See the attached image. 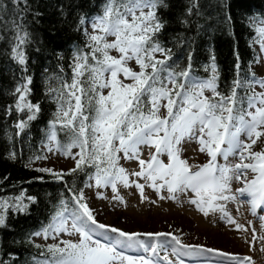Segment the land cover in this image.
I'll use <instances>...</instances> for the list:
<instances>
[{"label": "snow or ice", "instance_id": "snow-or-ice-1", "mask_svg": "<svg viewBox=\"0 0 264 264\" xmlns=\"http://www.w3.org/2000/svg\"><path fill=\"white\" fill-rule=\"evenodd\" d=\"M67 7L75 11L80 6ZM169 8L167 0H108L102 14L91 18L92 33L84 29L87 40L83 47L78 45L72 50L71 82L56 77L59 88H48V95L55 92L56 111L48 121L45 148L49 152L55 148L61 155L71 157L75 166L67 173L50 167L36 169L49 173L56 180L64 181L65 175L73 179L71 184L65 181L69 195L59 200L50 222L27 239L31 241L33 236L43 235L47 240L51 235L56 241L61 234L77 238L36 244L35 247L46 248L49 254V258L38 264H185L184 256L217 251L201 244L183 243L170 232H129L99 222L86 202L83 188L76 186L75 174L82 171L83 166L95 169L89 179L95 181L97 189L110 186L112 199L119 203L125 201L118 185L135 188L141 201L147 199L144 191L147 185L157 195L162 189L166 190L171 200H176L178 193L190 192L188 203L195 205L198 211L205 216L210 211H218L222 219L235 224L237 229L243 226L229 214L228 203L246 198L253 214L258 208L264 211V147L254 150L264 139V77L257 78L251 67L241 76L237 52L235 76L226 86V92H221L214 55L204 67V71L210 73L207 78L192 74L191 52L185 67L169 63L172 50L160 40L169 23L161 9ZM10 11L12 40L15 41L11 47L12 59L24 66L23 71L27 73L23 46L33 42L43 45L42 41L33 40L34 32L30 29L41 24L44 12L30 0H8V3L0 0V14ZM220 11L223 22L233 25L232 0H220ZM70 14L66 6L59 3L55 6L59 19L49 24V55L58 62L63 55L59 52L60 45L55 43L57 23L67 20ZM189 14H193L191 0L181 14V25H190L191 21L184 18ZM194 14L199 15L198 6ZM76 17V30L79 31L86 16L77 12ZM244 20L254 29L255 43L264 53V9L245 11L242 22ZM41 50L42 47L36 48L37 52ZM111 50L118 55H111ZM131 61L137 68L129 65ZM21 80L11 95L15 111L23 113L16 128L23 130L37 118L41 105L40 101L34 103L29 98L32 77L24 75ZM256 85L261 89L259 92L255 90ZM238 89L243 90L242 95L238 94ZM11 111L12 105H9L6 114ZM58 131L64 132L63 141L58 138ZM16 134L19 135V131ZM184 142L195 143L194 151L205 153L206 162L189 164L182 159ZM144 147L149 149L147 159L142 158ZM73 149L79 151L73 152ZM161 155L167 156V163ZM9 156L15 159L16 154L9 153ZM218 158H223L224 163H219ZM230 158L236 162H231ZM35 159L46 160L47 156L38 155ZM121 161L134 162L138 170L126 169ZM249 171L252 179L247 178ZM233 182L242 186L233 189ZM85 185L92 187L88 181ZM96 195L103 197L99 191ZM36 199L31 195L25 197L23 190L14 197H0V227H9L6 219L9 211L24 213L28 209L25 200L34 203ZM160 199L165 196L160 195ZM260 219L264 221V216ZM141 236L150 239L143 240ZM167 237H171V241ZM129 249L143 250L145 255H126ZM219 254L234 260L235 264H251L248 257L241 259L229 253ZM0 264H8V261L0 259ZM216 264L225 262L221 260Z\"/></svg>", "mask_w": 264, "mask_h": 264}, {"label": "trees", "instance_id": "trees-1", "mask_svg": "<svg viewBox=\"0 0 264 264\" xmlns=\"http://www.w3.org/2000/svg\"><path fill=\"white\" fill-rule=\"evenodd\" d=\"M4 2L8 3V0ZM30 2L34 5L38 4L44 12L41 24L30 29L34 32L33 40H40L43 45L33 42L23 46L27 56V73L23 71L24 66L12 59L11 47L15 43L12 40V13L10 11L6 15L0 14L2 15L0 19V178L7 177L0 179V197H14L20 195L23 190L25 197L31 195L37 198L34 203L25 200L28 209L24 213L9 211L6 218L9 227H0V259L7 260L8 264H35V259L46 252L43 247H35L37 243L32 238L29 241L27 237L47 224L59 200L69 195L65 181L71 184L73 177L65 175L64 181L56 180L49 173L36 171L38 167L34 165L37 160L35 157L40 155L39 145L47 138L48 121L53 118V113L56 111L55 92L48 95V88L50 86L54 89L59 88L56 77L71 82L72 50L78 45L82 48L87 40L84 35L85 22L79 26V31L76 30V13L84 14L85 20H89L95 15L102 14L108 0H30ZM167 2L170 8L161 9V14L169 23L163 29L160 40L172 50V60L169 63L175 62L179 67H185L188 63V53L191 52L192 74L207 78L210 73H206L204 67L210 63V57L214 55L220 73L221 92H226V86L235 76V53L238 52L240 56L241 76L245 75V70L249 67L256 73L254 67L258 56L255 49L256 33L247 20L242 22V14L245 11L258 12L264 9V0H232L234 24L231 26L223 22L220 0H191L193 14L184 17L191 21L188 26L181 25L179 19L182 18L181 14L185 12L190 0H167ZM59 3H63L66 11L71 14L67 20H60L57 23L55 43L60 45L59 52L63 55V59L58 62L55 57L49 55L51 41L48 33L50 22L59 19L55 15V6ZM68 5L80 7L73 11L67 7ZM197 6L199 15L194 14ZM37 47H42V50L37 52ZM110 54L112 55V51ZM24 75L32 77L29 98L34 103L40 101L41 112L25 129L20 130L16 128V122L23 118V113L15 111L11 93L15 86L22 82L21 78ZM238 94L242 95L243 90L238 89ZM9 105H12V111L6 114ZM18 131L19 135L16 134ZM61 138L63 141L64 137ZM255 147L256 150L264 147V139ZM9 153H15V159L10 158ZM93 169L83 166L82 171L78 170L75 174L77 187L85 190V181H88Z\"/></svg>", "mask_w": 264, "mask_h": 264}, {"label": "rangeland", "instance_id": "rangeland-1", "mask_svg": "<svg viewBox=\"0 0 264 264\" xmlns=\"http://www.w3.org/2000/svg\"><path fill=\"white\" fill-rule=\"evenodd\" d=\"M110 38V37H109ZM112 39V37H111ZM118 55L113 50L112 55ZM263 60L264 56L262 54ZM263 63V62H262ZM130 66L137 68L133 61ZM262 74H264V63L260 64ZM107 92V90H105ZM51 147V146H50ZM183 151L182 159H186L189 164H200L205 161L206 154L194 151L195 143L184 142L182 144ZM149 156V149L142 148V158L147 159ZM236 162L235 160H230ZM74 164L72 159H68L60 154L59 151L53 150L47 152V159H43L34 165L40 167H50L54 170L66 171ZM126 169L138 170L134 162L123 161ZM251 171L247 173V178L252 179ZM144 183L143 180L139 181ZM92 187L86 191V202L93 210L94 215L98 221H101L110 227L123 228L125 231L147 233V232H164L172 233L173 236L178 237L186 244H201L205 248L227 250L231 254L239 255L241 253H248L255 259L257 264H264V221L261 219H254L249 216L247 204L244 198L238 199L235 202L227 204V210L236 223L243 227L237 229L235 224L228 222L221 218V214L210 211L208 216L197 210L195 205L188 203V198L192 195L178 193L176 200L168 199L166 190H161L160 194L147 185L145 186L146 200L141 201L139 192L135 188H125L119 185V193L123 196L125 203H119L112 199L113 193L111 187L99 188L95 187V181H91ZM242 186L233 182V189ZM102 192L103 197L97 198L96 193ZM160 195L165 196L161 200ZM151 201H155L152 203ZM259 220V221H258ZM258 230L255 234L256 239L253 240V232L250 224ZM147 237V236H142ZM62 238L76 239V236L69 237L66 234H61L53 241L51 235L47 240L43 235L37 238L38 242L53 243L59 242ZM171 241V237H167ZM149 240V239H147ZM142 251V250H141ZM171 252V249H169ZM234 252V253H233ZM209 256L204 254L202 256H186L189 258H202Z\"/></svg>", "mask_w": 264, "mask_h": 264}]
</instances>
